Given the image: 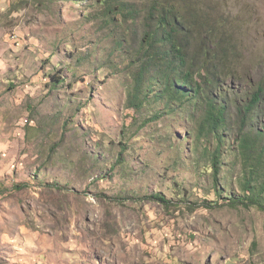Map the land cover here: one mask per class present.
Segmentation results:
<instances>
[{"label":"rangeland","instance_id":"1","mask_svg":"<svg viewBox=\"0 0 264 264\" xmlns=\"http://www.w3.org/2000/svg\"><path fill=\"white\" fill-rule=\"evenodd\" d=\"M197 2L244 53L222 89L258 86L264 0ZM100 7L0 0V264H264V212L220 199L187 115L127 106L132 70L112 69L115 27L97 31ZM227 135L229 198L246 167Z\"/></svg>","mask_w":264,"mask_h":264},{"label":"trees","instance_id":"2","mask_svg":"<svg viewBox=\"0 0 264 264\" xmlns=\"http://www.w3.org/2000/svg\"><path fill=\"white\" fill-rule=\"evenodd\" d=\"M100 5L97 31L115 27L107 35L113 39L109 63L113 70H132L127 72L133 82L127 106L141 112L147 103L162 101L159 114H186L193 151L203 147V157L210 161L205 173L212 172L220 199L264 212V79L233 98L222 89L227 78H236L244 58L230 22L208 18L197 0H100ZM52 80L61 82L55 75ZM227 128L235 131V156L246 167L233 183L240 194L233 192L229 198L221 184L235 178L223 161L232 140ZM153 198L170 204L160 194Z\"/></svg>","mask_w":264,"mask_h":264}]
</instances>
